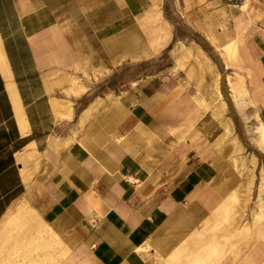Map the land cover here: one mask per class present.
Here are the masks:
<instances>
[{"label": "crops", "instance_id": "1", "mask_svg": "<svg viewBox=\"0 0 264 264\" xmlns=\"http://www.w3.org/2000/svg\"><path fill=\"white\" fill-rule=\"evenodd\" d=\"M173 5L193 28L222 10ZM246 20L231 39L259 117L264 21ZM175 26L160 0H0V264H164L175 249L179 264H222L227 182L195 88L146 67Z\"/></svg>", "mask_w": 264, "mask_h": 264}, {"label": "rangeland", "instance_id": "2", "mask_svg": "<svg viewBox=\"0 0 264 264\" xmlns=\"http://www.w3.org/2000/svg\"><path fill=\"white\" fill-rule=\"evenodd\" d=\"M160 4L164 6L166 17L176 23L175 34L179 41L175 39L158 61L148 62L146 67L151 70L170 69L162 78H171L174 69H180L184 72H181L180 80L194 86L198 107L203 111L199 125L207 132L209 142L220 155L218 160L224 164L220 173L227 182L223 197L225 204L221 208L222 220L217 226H222L229 241L222 264H259L264 260V252L252 249L257 240H260L258 245L264 244L258 236L261 231L264 233V142L255 133L258 113L247 109V93L230 90L227 81L231 77L226 67H231L237 60L236 55H225L223 46L233 36L231 20L237 12L244 14L249 25L264 21L261 8L264 0H220L221 5L217 8H222L221 12H213L212 16L206 12V27L200 28L184 26V13L173 10V0H160ZM242 4L244 8L239 7ZM177 51L179 56H184L182 66L177 65V59L173 57ZM207 69L217 74L215 83L224 102L218 112L213 111V106L204 107L202 102L203 90L212 86L206 75ZM259 118L264 124V115H259ZM230 193L234 198L228 199ZM254 255H259V262L252 260Z\"/></svg>", "mask_w": 264, "mask_h": 264}, {"label": "bare ground", "instance_id": "3", "mask_svg": "<svg viewBox=\"0 0 264 264\" xmlns=\"http://www.w3.org/2000/svg\"><path fill=\"white\" fill-rule=\"evenodd\" d=\"M244 7H245V5L241 6V8H244ZM234 23H235L236 29L242 28L243 23H242V20H240L239 16L234 17ZM235 42H236L235 39H231L229 42H226V44L223 46L224 50H225V55H228V56H235L236 55V60H237L236 63L237 64L239 63L240 60H241V62L248 61L249 63H251L252 59L248 55V53L246 52L243 44H241V43L236 44ZM177 53H178V51L173 54V57L175 59H177V65L182 66L183 61H181V60H182V57H184V56L182 54L179 56V53L178 54ZM241 71H242L241 65L240 66H239V64L236 65V68H235L234 73H233V77L231 79L229 78V80L227 81L228 85L230 86V90H232L234 93L241 92L239 87H241V85H243V78H244V75ZM256 72H257V69H256ZM206 75L208 76L209 80L212 81V86H211V89H209V90L204 89L203 92L201 91L203 96H204V98L202 99V102H203L204 107L213 106L214 107L213 111L218 112L224 106V102L222 101V95H221V93H220V91H219V89L215 83L216 79H217V74H214L212 71L207 69ZM258 95H259V90L256 88L252 91V97H251V99H249V102L251 104H253L254 106H255L254 102H255L256 98L259 97ZM257 120H258V122L254 126L255 133L258 135V139L261 142H264V124L258 116H257ZM232 198H234V196H233V194L230 193L228 199H232ZM137 250L139 252L147 253L151 249H150L149 245L145 244L143 246L138 247ZM196 252L199 253L200 251L196 250ZM199 254L202 256L201 253H199ZM14 255H16V252L13 253V256ZM216 255H217V251H216V247H215L211 256H209V255H207V256L210 257L211 259H214L216 257ZM208 257H207V259L209 260ZM164 264H179L177 249L173 250L172 252H170L168 254V257L166 258V262ZM207 264H209V262H207ZM259 264H264V260H263V262H261Z\"/></svg>", "mask_w": 264, "mask_h": 264}]
</instances>
